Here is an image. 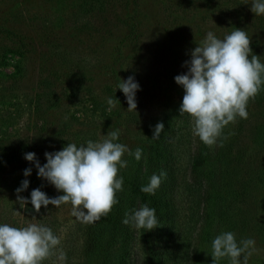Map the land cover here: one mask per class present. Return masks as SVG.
Returning <instances> with one entry per match:
<instances>
[{"label":"rangeland","instance_id":"374dc122","mask_svg":"<svg viewBox=\"0 0 264 264\" xmlns=\"http://www.w3.org/2000/svg\"><path fill=\"white\" fill-rule=\"evenodd\" d=\"M248 3L0 0V26L25 36L29 47L21 56L17 45L0 34V131L13 138L35 134V124L41 122L35 118L39 113L33 111L37 100L42 106V111H37L43 112L42 120L46 119L48 129L42 138L54 132L62 138L47 141V152L61 150L67 143L79 146L86 145L88 140L99 141L105 128L97 112V99L107 102L111 97L106 84L120 83L129 76L140 86L135 96L137 108L128 111L124 95L118 122L124 132L137 130L147 118L168 111V94L176 100L178 92L184 90L174 77L187 72L184 61L191 59V50L207 32L223 39L240 28L248 33L251 42L259 39L264 43V30L257 19L264 15H255L251 0ZM131 29L135 33L132 40L126 37ZM259 114L249 116L252 120H264V115ZM32 166L33 163L0 164V224L25 227L34 223L50 227L61 242L43 264H67L58 256L69 249L68 264H74L80 260L81 237L72 205H42L37 213L30 202L24 208L17 202L16 189L21 186L18 180ZM38 187L54 198L56 188L46 181L19 195L30 201L31 191Z\"/></svg>","mask_w":264,"mask_h":264},{"label":"trees","instance_id":"16d2710c","mask_svg":"<svg viewBox=\"0 0 264 264\" xmlns=\"http://www.w3.org/2000/svg\"><path fill=\"white\" fill-rule=\"evenodd\" d=\"M257 19L264 30V18ZM0 34L17 45L21 56L29 51L26 37L15 30L0 26ZM126 37L132 40L134 29ZM251 43L253 54L264 63V43L259 39ZM118 84L113 81L105 86L116 102L111 110L108 102L97 99L104 134L119 129L117 142L132 152L141 148L142 157L137 161L125 153L123 159L128 164L119 171L124 180L123 191L117 192L118 203L107 216L92 223L78 220L80 260L74 264H212L213 239L229 231L235 233L238 242L254 239L259 251L249 260L264 264V120L249 116L255 112L264 115V86L249 101L248 118L237 117L235 123L224 128L227 139L221 138L223 146L218 141L216 146L208 147L193 136L189 115L179 113L184 90L178 92L176 100L167 95L168 111L147 118L135 131H122L118 121L124 93ZM40 106L36 100L33 111L39 113L35 118L41 122L35 124V134L13 138L0 131V164L34 165L29 176L18 180L19 185L24 179L29 180L28 189L48 181L38 177L34 162L26 160L25 153L35 152L43 165L47 141L62 139L58 132L42 138L48 129ZM158 122H163L165 128L158 139H153ZM161 171L167 175L155 195L142 192L141 187L149 183L151 175ZM61 194L55 190L52 196ZM143 204L156 210L158 226L146 231L124 224L125 213ZM70 254V249L65 252L67 264ZM218 264H230V260L222 258Z\"/></svg>","mask_w":264,"mask_h":264},{"label":"clouds","instance_id":"9594fccd","mask_svg":"<svg viewBox=\"0 0 264 264\" xmlns=\"http://www.w3.org/2000/svg\"><path fill=\"white\" fill-rule=\"evenodd\" d=\"M244 4H249L248 0H244ZM250 8L255 15H264V0H251ZM250 45L251 38L244 29L236 28L223 39L209 31L191 50V59L184 61L187 72L174 77L184 89L179 113L189 115L193 136L199 137L208 147L216 146L218 141L219 146H223L221 138L227 139L224 128L235 123L237 117L248 118L247 105L264 86V63L253 54ZM139 87L133 76L121 80L117 86L126 97L128 111L137 108L135 96ZM107 102L109 110L116 105L112 98ZM164 128V123L158 122L151 138L158 139ZM119 136L117 129L107 132L99 141L88 140L86 145L67 143L61 150L45 152L43 165L35 152L25 153V159L34 162L38 177L63 194L50 198L38 187L31 191L29 201L19 195L29 186V180L24 179L16 189L20 207L30 202L39 213L42 205L59 208L70 203L72 215L85 223L107 216L118 203L117 192L123 191L124 180L119 171L127 167L128 162L123 159L125 153L139 161L143 152L139 147L130 151L127 145L117 142ZM31 171V168L25 169L24 176H29ZM166 175L164 171L153 173L141 191L155 195ZM123 223L152 230L158 226L156 210L143 204L131 213L126 212ZM60 242V237L45 225L0 224V264H43L55 254ZM255 244L252 238L238 242L235 233L223 232L212 241V264H218L222 258H228L230 264H248L253 252L257 251ZM58 259H66L65 254L61 252Z\"/></svg>","mask_w":264,"mask_h":264}]
</instances>
